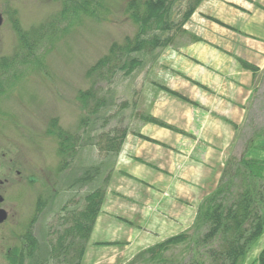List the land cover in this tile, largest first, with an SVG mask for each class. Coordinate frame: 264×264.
Listing matches in <instances>:
<instances>
[{"label": "rangeland", "instance_id": "obj_1", "mask_svg": "<svg viewBox=\"0 0 264 264\" xmlns=\"http://www.w3.org/2000/svg\"><path fill=\"white\" fill-rule=\"evenodd\" d=\"M71 1L0 0L6 13L0 23V210L6 213L0 264H55L49 260L52 239L97 189L104 195L81 264H157L146 253L180 235L191 241L198 209L218 189L231 158L261 162L264 178V68L237 59L246 74L235 76L227 69L217 73L205 56L208 65L197 53L192 57L193 48L204 44L253 60L217 40V29L231 34L245 24L218 15L216 0H201L175 28L192 3L176 0L171 31L160 36L170 38L169 44L135 54L140 65L131 73L99 81L98 61L138 31L129 7L147 0H89L93 5L84 11L71 8ZM24 49L34 51L26 64L18 57ZM209 76L232 86L234 96L221 94ZM211 143L226 144L221 155L207 154ZM191 157L193 164L186 162ZM195 162L215 166L216 172L206 180ZM190 167L201 174L193 188L183 183ZM120 169L144 177L148 186L141 192L126 184ZM169 173L176 175L175 184ZM200 187L210 191L201 194ZM192 245L169 246L160 257L179 263L194 256L206 264ZM262 260L264 227L237 264Z\"/></svg>", "mask_w": 264, "mask_h": 264}, {"label": "trees", "instance_id": "obj_2", "mask_svg": "<svg viewBox=\"0 0 264 264\" xmlns=\"http://www.w3.org/2000/svg\"><path fill=\"white\" fill-rule=\"evenodd\" d=\"M88 1L72 0L71 8L84 11L85 6L93 5ZM200 1L192 0L175 28L184 24ZM175 3L176 0H147L139 4L132 3L129 10L132 11L131 18L137 25L138 31L132 39L127 40L126 44L114 45L109 55L98 61L94 68V77L97 75L96 79L99 81H108L118 72L131 73L140 65V60L133 57L135 54L149 55L156 49L167 46L170 38L161 39L160 36L171 31L170 13ZM26 41V37L21 38L23 47L27 44ZM24 51L23 55L18 57H22L21 63L26 64L33 57L34 51L29 53L25 49ZM3 82L1 78V89ZM85 96L87 95L82 97V103L87 105L88 96L87 98ZM261 131L264 133V129ZM62 135L63 133L60 132L59 137L64 138ZM68 138L67 136L65 139ZM59 145L62 149L60 152L64 153L67 150L65 141L62 140ZM258 163L262 164L253 159H240L237 162L231 158L227 162L218 189L207 197L198 209L191 241L183 235L170 239L149 250L146 253L147 261H155L157 264H199L194 256L179 263H167L160 257L169 246L187 241L193 243L192 249H195L194 253L198 257L207 259L206 264H237L261 235L264 227V186L262 185L264 178L262 167ZM103 195L102 189H97L88 195L84 208L67 218L64 230L56 231V238L52 239L49 246V260H55V264H81L84 242L99 212ZM30 244L33 254L36 250V241L31 238ZM262 264H264L263 260Z\"/></svg>", "mask_w": 264, "mask_h": 264}, {"label": "crops", "instance_id": "obj_3", "mask_svg": "<svg viewBox=\"0 0 264 264\" xmlns=\"http://www.w3.org/2000/svg\"><path fill=\"white\" fill-rule=\"evenodd\" d=\"M231 2H232V4H230L228 2V0H216V1H214V4L220 6V8H222V10H223V13L220 14V13H218V9H217V14L218 15H225L227 17L231 16L233 18V21L240 20L242 25L245 24V27H243V29H234L231 32V34H226L225 30L222 31L220 29H217V40L221 41L225 44L232 45L233 48L238 49V51L241 52L243 55H248L249 57L253 58V60L250 58L241 57L239 55H236L235 53L231 54L234 57V58H231L229 51L225 48H222L221 46H218V45L216 46L217 50L214 48L212 49L209 46L208 47L212 51L216 52L219 56H222L225 60H228L229 62H231L233 65L234 71H236V72L238 71L237 72L238 75L240 73H243V74H246V73L241 68L237 59H240V60H242L246 63H249V64H253L255 66L258 65L259 67L264 68V37H258V36L253 35L252 33L248 32V31H244V30H255L259 33L264 34V29L259 27V25H264V0H232ZM204 7H205L204 5L201 7V8H203L202 11L205 9ZM206 26L209 28L208 25H206ZM214 31H215V29L213 28L211 30V32L213 33ZM211 32L209 31V29H208V31H205V33H207V34H211ZM201 45H204V44H201ZM255 46L261 48V50L255 49ZM194 48H196V47H194ZM195 53H197L198 55H199V53L196 51L192 52V54H193L192 57L196 58L198 55L197 54L194 55ZM199 58L201 59L203 57H201L199 55ZM200 61L205 63V61H203V59H201ZM254 61H256V62H254ZM205 64L208 65L207 63H205ZM212 65H214L213 62H212ZM215 67L217 68L216 69L217 73L218 72L220 73L221 71L223 72L225 70L224 68H220L218 65H216ZM212 68H214V67H212ZM223 77L225 78V74L223 75ZM220 100L221 101H219V102L226 103V101H222V99H220ZM219 110H224V109L219 108ZM225 147H226V144L224 146L219 147V146H216L214 143H211L206 148V152H207V154L210 152L211 154L214 153V154H218V155L220 154L221 155L223 152V149ZM259 147H261V146H259ZM254 153L256 155V153H258V152L254 151ZM174 156L175 157L173 159L175 160L176 154H174ZM188 161L192 164L194 163V160L192 159V157L190 159H188L186 162H188ZM199 163H201V162H195L196 165H199L204 171H206V178H207L206 180H208V178L210 177L209 175L210 174L213 175V173L216 172L215 166L212 167V166H208V165H201L202 163L201 164H199ZM126 166H127V163H126V161H124V163H122L121 167L124 169ZM190 168H192V167H190ZM123 169H120V171H121V175L124 177L123 181H126V184H131L132 186H136L139 189L138 191H141V192L145 189V186H148L143 181V180H145V178L143 176H142L143 177V180H142L139 177V175L137 176V175L131 173L130 171H124ZM128 172H130V173H128ZM171 176L173 178L170 179ZM175 176L176 175L174 173H169L168 179L172 180V179H174ZM116 179H118V175H117ZM172 183L175 184L176 180L175 179L172 180ZM183 183L190 186V188L191 187L193 188L194 182L192 180L184 179ZM187 183H189V184H187ZM150 188H153L157 191L159 190L154 186L150 187ZM153 189L151 190L152 191L151 193H154ZM196 190L199 191L201 194H204V193L210 191V189H206L204 187L196 188ZM169 226H171V224H169ZM172 229H175V228L172 227Z\"/></svg>", "mask_w": 264, "mask_h": 264}, {"label": "bare ground", "instance_id": "obj_4", "mask_svg": "<svg viewBox=\"0 0 264 264\" xmlns=\"http://www.w3.org/2000/svg\"><path fill=\"white\" fill-rule=\"evenodd\" d=\"M231 1L232 0H228V2L230 4H232ZM213 7L216 10L218 9V13H220V14L223 13V10H222V8H220V6L213 4ZM212 25L214 26L216 24L213 22ZM259 27L264 29V25H259ZM193 51L198 52L199 55L203 58H204V56L207 57L208 60L212 61L215 66L218 65L220 68H224L225 70L227 69L228 72H232L236 76V73L234 71L232 63L229 62L228 60H225L222 56H219L216 52L212 51L208 46L199 45L198 47L193 48ZM209 78H210L208 80L209 83L214 85L216 88H218V90L221 94H231L232 96H234L235 91H234V88L232 86H228L226 84H221V83H219L218 79L213 78L212 76H209ZM197 175H201V174H199V172L193 168L188 169V173H185L186 179L188 178L190 180H195L194 177H196ZM179 189H181V188H179ZM183 191L185 192L186 188H184Z\"/></svg>", "mask_w": 264, "mask_h": 264}, {"label": "flooded vegetation", "instance_id": "obj_5", "mask_svg": "<svg viewBox=\"0 0 264 264\" xmlns=\"http://www.w3.org/2000/svg\"><path fill=\"white\" fill-rule=\"evenodd\" d=\"M6 5V4H5ZM6 15V13L4 12V9L2 8V6L0 5V23H3V19L4 16Z\"/></svg>", "mask_w": 264, "mask_h": 264}, {"label": "water", "instance_id": "obj_6", "mask_svg": "<svg viewBox=\"0 0 264 264\" xmlns=\"http://www.w3.org/2000/svg\"><path fill=\"white\" fill-rule=\"evenodd\" d=\"M6 218V213L3 210H0V222Z\"/></svg>", "mask_w": 264, "mask_h": 264}]
</instances>
